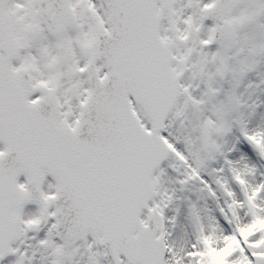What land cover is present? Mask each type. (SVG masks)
<instances>
[{
  "label": "snow or ice",
  "instance_id": "1",
  "mask_svg": "<svg viewBox=\"0 0 264 264\" xmlns=\"http://www.w3.org/2000/svg\"><path fill=\"white\" fill-rule=\"evenodd\" d=\"M0 264H264V0H0Z\"/></svg>",
  "mask_w": 264,
  "mask_h": 264
}]
</instances>
